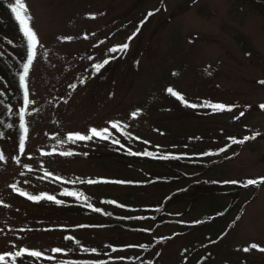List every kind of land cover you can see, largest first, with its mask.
<instances>
[{"label": "rangeland", "instance_id": "rangeland-1", "mask_svg": "<svg viewBox=\"0 0 264 264\" xmlns=\"http://www.w3.org/2000/svg\"><path fill=\"white\" fill-rule=\"evenodd\" d=\"M24 2L38 38L30 104L3 101L28 44L0 36L22 58L0 64V264H264L249 247L264 248V182L246 184L264 177V0ZM91 128L108 139H68ZM172 191L181 199L164 201ZM111 214L127 218L109 226Z\"/></svg>", "mask_w": 264, "mask_h": 264}, {"label": "trees", "instance_id": "trees-1", "mask_svg": "<svg viewBox=\"0 0 264 264\" xmlns=\"http://www.w3.org/2000/svg\"><path fill=\"white\" fill-rule=\"evenodd\" d=\"M13 3L10 2L9 0H0V22H3V23H0V36L4 35L5 33H9L12 30L16 31L17 33L19 31H21L20 25H19L18 21L16 20L15 15H14V13L12 11ZM2 26H4V27H2ZM26 41L27 40H26V38L23 35L20 44H18L19 42L18 43H14L13 44V48L15 47V49L17 50L16 47L18 45H20L21 47L24 48L27 45ZM16 55H18V54L14 50H11V49H9L8 52H6V53L1 51L0 52V64H4V62L7 61V60L10 61L11 59L8 58L9 56L16 57ZM18 59L21 60L22 58H18ZM18 59L17 60H12V61H10V64H6V65L11 66V64H14V66H12L11 68H13V67L17 68V66L19 64V60ZM6 67L7 66H5V68ZM7 71H9V69H7ZM1 74H2V65H0V76H2ZM5 83H6V81H5ZM14 90H15L16 93H13ZM24 90L25 89L20 84L19 77L16 75L15 78H12V80L10 82V85H9V88L7 89V91H5L6 97H5V99L3 101L6 104V107L9 106V100L11 98H15L16 96H19V97L24 96ZM262 105H264V101L260 103V106H262ZM20 124H21V122L20 123L17 122V126H16V130H17V132L19 134V138H21V136L24 135L23 129L20 127ZM6 126H7L6 125V120H5L4 115L2 113V115L0 116V127L5 129ZM0 135H1V133H0ZM144 153H148V152L145 151V150H141L140 152L134 153L133 154V158H138V156H144L145 155ZM0 154H2L1 148H0ZM145 156L148 157L147 159L149 161L157 160V161H164V162H171V163H173L175 161L184 162L182 160L183 158H180V156L178 154H175V153L174 154H169V155L168 154L167 155H164V154L163 155L151 154V155H145ZM159 180H160V178L158 176H156L154 178V181H159ZM236 183L239 184V182H236ZM212 184L215 185V183H212ZM182 194L183 193L182 192L179 193V191H172V192H170L167 195L168 197L164 198V201H171V200H174V199L180 200ZM247 202H248V200L245 201V203H247ZM231 203H232L231 205L233 206V205H235L236 202H231ZM163 206H165L164 203H163ZM227 208H229V207H227ZM88 209H87V211L89 213L94 212V209H91V208H88ZM226 213H227V209H225V210L221 209V210L216 211L211 216H209L210 219L207 220L208 222H205V221H203V219H200V220H197V221L189 223V224H191L192 226H199L201 224L211 223L213 219L222 217ZM111 216H112V220L109 221V222H106L107 225H109V226H121L123 224L122 221H124L127 218V216H125L123 214H111ZM161 241L162 240H156L152 245L157 246ZM125 261H128V260H125L123 258L117 260L118 263H123Z\"/></svg>", "mask_w": 264, "mask_h": 264}, {"label": "snow or ice", "instance_id": "snow-or-ice-1", "mask_svg": "<svg viewBox=\"0 0 264 264\" xmlns=\"http://www.w3.org/2000/svg\"><path fill=\"white\" fill-rule=\"evenodd\" d=\"M12 11H13V13L15 15L16 20L18 21V23L20 25L21 31H22L24 37L26 38L27 44H28L27 62H25L23 64V71L21 72V74L19 76L20 84L25 89L24 90V103H25V105H27V104H30L31 101L28 98L26 77L28 76L30 66H31L32 61H33V59L35 57V49H36V46L38 44V38H37L36 32L33 30L32 26H31L30 21H31L32 17L30 16V14L28 12V8H27V5L24 2V0H14V3L12 5ZM149 15H151V13H149ZM63 39H71V38L70 37H65ZM129 39H131V38H129ZM127 47H128L127 44H123V45L120 46V50L123 51V50L127 49ZM110 51H116V49L114 48V49H111ZM107 62H108L107 60L104 61V63H107ZM94 67H95V69L97 71H99V69L101 67H103V65L102 64H97V65H94ZM261 83H264V81H262ZM167 91L169 93H171L173 96H177L178 99H181V100L183 99V97L180 96L179 93L173 91L172 88H168ZM192 106L195 107V105H192ZM211 107L214 108V109H218V110H222V109L225 108V106L222 105V104H213V105H211ZM261 107H264V105H262ZM133 115H135V113H133ZM242 115H243V113H242ZM20 120H21L20 127L23 129V132L26 134L28 129L24 125V110L23 109H21ZM112 126L116 127V124H113ZM107 134H108V129L107 128H104V129H101V130H98L96 128H91L89 130V135H82L80 133H70L68 135V139L69 140H89V139H91L93 137L108 139V135ZM245 139H249V137H245ZM24 140H25V135H22L21 138H20L21 151L23 150V147H24ZM114 142L118 143V141H114ZM239 142L242 143L243 141H239ZM65 154L67 155L69 153H65ZM144 154L145 155H151L150 153H144ZM3 159H4L3 154H0V160H3ZM258 182H264V177L259 178V180L250 179V180L246 181V184H256ZM230 183H236V181H230ZM21 195H26V194L21 192ZM68 195H74V193H68ZM28 198L32 199V200L40 199V197H35V196H28ZM47 198L48 199H53V197H51V196H49ZM97 211H99V210L97 209ZM249 247L250 248H254V249H258L260 251H264V248H260L255 243L251 244ZM248 250H249V248H245L244 249V251H248ZM25 251H26L25 249H21L20 251L15 253V256L19 257ZM53 251L59 252L61 250L60 249H53ZM5 255H7V254L0 255V261H4ZM30 255H32L34 257H39L41 255V253L33 251V252L30 253Z\"/></svg>", "mask_w": 264, "mask_h": 264}]
</instances>
